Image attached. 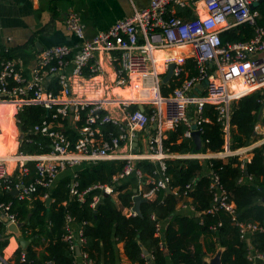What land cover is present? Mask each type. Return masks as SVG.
<instances>
[{"label": "built area", "instance_id": "2783aa9c", "mask_svg": "<svg viewBox=\"0 0 264 264\" xmlns=\"http://www.w3.org/2000/svg\"><path fill=\"white\" fill-rule=\"evenodd\" d=\"M260 0H150L144 8L134 11L131 16L119 19L107 30L98 32L87 38L83 25L77 15L70 13L65 18L68 30L79 39L77 51L67 44H58L42 49L36 59V66L29 77L20 72L16 62L9 56L6 47H0V103H13L17 111L22 107L37 104L47 110V116L35 123L30 132L48 138L47 152L26 154L18 151L14 154L15 164L7 169L6 161L0 158V198L11 194L18 202L31 200L39 191H44L42 198L48 197L49 190L58 173L68 166L82 163H97L102 160L120 158L115 154L121 145L130 141L135 132L151 124L157 126V132L150 137L147 152L135 154L126 158L123 169L113 177L112 184H94L84 190H79L78 182L69 184V193L77 201L84 202L86 194L97 189L101 194L94 195L90 203L94 208L103 195L114 193V183L134 174L138 180L144 176L140 169L130 163L131 160H148L155 164L153 175L149 177L146 191L140 194L147 199L155 196L160 189L170 187V176L167 174L166 159L177 158H229L243 155L260 147L264 161V140L236 149L230 148V105L241 95L260 90L259 102L264 106V59L258 55L264 54V26H255L259 12L254 5ZM202 4V9L198 8ZM175 8L183 11L177 15ZM188 12L193 13V19L188 18ZM247 23L254 26V35L246 41L223 44L220 33L238 24ZM190 46L194 52V66L197 73L183 78L167 95L161 94L160 78L154 69L153 51L163 47ZM104 52L116 63L115 84L128 86L137 78L142 90L152 91L149 96L148 110L139 108L128 111L123 119L114 118L101 113V103H86L72 98L71 78L75 76L92 77L98 73L100 66L97 54ZM174 64V63H173ZM183 72L181 65L174 64L173 74L177 77ZM54 79V88H48L45 79ZM235 79H241L251 90L235 94L228 85ZM204 83L203 94L197 97L190 95V90L197 83ZM206 103L214 105L216 120L222 126L224 144L217 153L198 152L187 155H171L162 148V140L166 135L162 132L161 124L168 122L176 130L181 124L186 128L184 138H192V132L201 135L202 124L208 121L203 116ZM193 106V117L188 118L187 111ZM191 110V109H190ZM86 111L81 126L75 127L76 137L66 135V120L81 119V112ZM17 122L18 120L15 119ZM111 124L117 128L116 134L108 138L96 139L99 125ZM30 142V139H26ZM240 159V158H239ZM248 162V158L240 159ZM30 164H32L30 166ZM208 191L211 195L210 206L205 210L208 214L223 211L230 216L231 221L238 227L240 237L246 238L254 232L264 231V224L257 222L243 223L237 220L236 206L230 193L221 183L219 175L209 170ZM76 176V175H75ZM74 176V177H75ZM242 182V178L238 180ZM171 189V187H170ZM191 184L185 186L182 197L187 196ZM171 191H173L171 189ZM175 195H179L174 190ZM194 213V206H185ZM131 209V208H130ZM129 214L136 215L129 210ZM18 212L14 209L13 199H0V242L11 238L15 241L14 250L5 256L2 248L0 264H14L12 261L19 249L15 236L5 234L8 225L19 223ZM71 218L66 217L64 239L69 243L72 252L79 247L77 255L79 264H99L88 256L83 249L85 238L81 226L74 228ZM218 222L217 226H220ZM213 229L216 226H212ZM155 235L161 238L162 226L155 225ZM161 245V242H160ZM76 253V252H75ZM19 264H33L26 258V252L19 249L17 254ZM144 256V255H143ZM146 257V256H145ZM152 256L148 255L147 260ZM248 259L254 264H264V251L251 252ZM45 264H51L48 260Z\"/></svg>", "mask_w": 264, "mask_h": 264}, {"label": "trees", "instance_id": "16d2710c", "mask_svg": "<svg viewBox=\"0 0 264 264\" xmlns=\"http://www.w3.org/2000/svg\"><path fill=\"white\" fill-rule=\"evenodd\" d=\"M257 10L259 17L255 26H264V0L257 5ZM253 35L254 26L242 23L222 31L220 39L225 44L246 41ZM187 66L191 74L195 73V67L192 68L190 61ZM124 89L128 90L125 94L128 97L152 96V92L137 89L134 84ZM259 98V91L251 92L232 105L230 133L233 149L248 145L254 140V126L261 108ZM131 109H137V105H132ZM47 114V110L37 104L24 106L16 112L15 119L18 120L19 130L26 135V139H30V142L25 139L20 146L21 151L34 154L49 150L48 138L30 132L32 126ZM203 116L208 117L209 121L202 124L201 152H219L223 149L224 137L222 126L216 120L214 107L206 104ZM262 122L264 124V119ZM185 128L181 124L175 131L170 132L168 138L163 140L164 148L170 152H193L191 138H182L177 142ZM116 130L115 127L114 131ZM71 136L74 138L72 133ZM15 144V140L8 143L10 146ZM252 151V159L245 162L243 168L236 156L227 160L211 158L203 163L195 158L167 159V174L170 176L169 184L173 191H157L153 198L140 204V215L123 213V209L132 206V190L136 182L133 174L113 184L114 191H117L116 200L110 195H103L94 208L90 205L92 198L101 192L97 189L89 191L84 202L77 201L75 197L69 198L71 174L64 175L50 190L52 202L48 207L43 201L36 200L33 208L29 210L22 202L17 203L14 199L20 219L26 221L24 227L29 231L24 236L31 237L33 245L43 246L39 253L28 246L26 258L33 264H45L48 260L51 264H76V253L70 250L69 243L64 239L66 217L69 216L73 227L78 225L82 228L85 238L83 249L99 264H117V242H123L126 257L135 264H209L205 257L209 253L214 254L218 245L223 248L221 264H252L248 254L264 251V231L254 232L244 239L240 237L238 227L228 214L223 211L215 214L205 212L211 203L208 170H213L231 195L236 206L237 220L264 224V163L260 147H255ZM125 163L126 160H103L95 164H84L76 176L79 190L97 183L112 184L113 177L123 169ZM136 167L143 174L155 177L154 163L139 160ZM245 172L251 179L244 178ZM242 177L245 180L238 182ZM187 184H191L187 196L191 197L195 208V212L190 215L176 212V205ZM174 190L179 195H175ZM10 198L6 194L0 199ZM157 222L162 225L161 238L155 235ZM218 222H221L220 226H217ZM212 226L216 228L213 229ZM6 245L7 240L0 242V252ZM141 246L152 256L151 260L143 256Z\"/></svg>", "mask_w": 264, "mask_h": 264}, {"label": "crops", "instance_id": "0c3cea01", "mask_svg": "<svg viewBox=\"0 0 264 264\" xmlns=\"http://www.w3.org/2000/svg\"><path fill=\"white\" fill-rule=\"evenodd\" d=\"M149 2L150 0H0V47L2 46L6 47L9 50V56L16 62L18 70L22 72L24 75H27V77H29L31 71L36 66L37 56L42 49L53 45L67 44L71 46L73 51L78 50L80 43L79 39L74 35L73 32L68 30L65 25V18L67 17L68 14L73 13L78 16L80 22L83 25L85 37L90 38L95 34H97L98 32L107 30L119 19L131 16L134 13V11L146 7ZM198 8L202 9V4H198ZM175 12L177 15L180 16L183 13V11L179 8H175ZM194 17L195 15L193 13L188 12V18L193 19ZM258 56L259 58L264 59V54H260ZM153 57L155 60L154 69L160 78V83H161L160 91L161 94L163 95H167L170 91H172V89L176 87V85L179 84L183 78L197 73V69L194 68L195 52L188 45L177 46V47H163L156 49L153 51ZM96 58L100 66V69L97 74H95L92 77L75 76L71 78L72 98H74L77 101H82L89 104L93 102H100L102 105L101 113L108 114L118 119H123L125 114L128 111L132 110L131 109L132 105H137L138 108L139 104L142 103L144 106V110H148L151 107V105L148 104L149 100H151L149 99V96L140 97V98L128 97L125 95L126 94L125 90L120 89V88H126L129 85L133 86V81H131L132 84H129L128 86H117L115 84L116 63L112 62L108 58V54L104 52H100L97 54ZM188 61L192 63V68H194L195 70V73L193 74L190 73L191 70L187 66ZM170 63H174L175 66L181 65L183 68V72L180 74L179 77L172 74L166 82H163V79L167 74L168 66ZM234 83H240V80L235 79L229 83L230 91L236 92L237 94L238 93L242 94L246 92L245 90H241V91L234 90ZM45 84H47L46 86L48 88H54V79L53 78L51 79V77H47L45 79ZM203 89H204V83L203 82L197 83L190 90V95L192 97L200 96L201 94H203ZM255 91H259L260 93V90H254L247 92L241 95L240 97ZM130 92L132 93V91ZM238 99L234 100L231 103L230 109H232V105ZM206 104H210V103H206ZM210 105L214 107L213 104ZM192 108L193 106L191 105L190 106L191 110L188 109L187 111L189 120H191V118L193 117ZM84 114H86V111L81 112V119L75 118L71 124L67 120L65 124L61 123L64 126L66 135L69 138L74 139L76 137V131H75L76 129L73 126L76 127L81 126V124L83 123ZM262 119H264V106L261 104V108L258 115V121L254 126V132H255V135H253L254 140H252L250 144L254 142L258 143L264 140V124L262 122ZM14 126L17 134V139H16L17 144L15 149V153H17L18 151H21L20 146L22 145L23 142H25L26 135L19 130L16 121H14ZM113 128L115 129V127L111 124L99 125L97 127L98 133L96 134V139L97 140L105 139L108 138L111 133L116 134L117 130L114 131ZM161 128H162V132L166 135L165 139L168 138V134L170 132L175 131L170 127V124L165 121L162 122ZM68 129L70 131H67ZM156 132H157V126L155 124H151L144 129L136 131L135 136L130 141L124 142L121 145V148L115 152L116 155L121 157L113 160H126V158L132 155L146 153L149 139ZM71 133L74 135V138L71 136ZM20 134H23V138H19ZM32 134L37 135L35 133ZM182 138L184 137L182 136L178 137L177 142H180ZM134 139L136 140L135 143H134ZM163 140H162V148L167 154L187 155L190 153H195L194 151L186 152V153L170 152L167 148H164ZM229 147L232 148L231 142ZM50 149L51 147H49V150ZM21 152L26 153L24 151ZM211 153H217V152H211ZM34 154H38V153H34ZM252 157H253V151L244 152L243 155L239 156L240 159L248 158L249 159L248 162H250ZM169 158H177V157H169ZM239 158L237 157L238 159L237 161L241 163V167L243 168L245 161H241ZM227 159L228 158H224V160ZM198 160L201 163H203L207 159H198ZM138 161L139 159H135V160L133 159L130 161V163L133 165L134 168L138 169L136 167V163ZM84 164H93V163H82L76 166H68L58 173L54 185L49 190H47V194H48L47 198H50L49 204L52 202V199L49 196V192L52 188H54L58 179H60L64 175L71 174V182L73 180H76L77 171L81 169ZM133 177H135L134 179H136L133 188L137 189L138 194H142L147 189V182L149 180V177H147V175L145 174L143 176L144 179L141 180H138L135 175ZM245 177L251 179L250 176H248L247 174L244 175V178ZM244 178L242 177V181L245 180ZM43 192L44 191L42 190L39 191L34 196L33 199L24 201L22 203L29 210L33 208L36 200L43 201L45 203V206L48 207L49 204L46 205L47 198L45 199L42 198ZM9 195L11 196L10 199L14 200L13 194L11 193ZM110 196H112V198L116 200L117 191H114V193ZM69 198H72V196L70 195ZM16 202L19 203L18 201ZM16 202H14V209L15 211L18 212L19 215ZM186 205L193 206L192 199L190 196H183L179 199L176 205V212L184 215L193 214L188 209V207H185ZM129 210L132 209L130 208L123 209V213L128 214ZM19 219H20V215H19ZM19 222L23 223V225L19 227V230L21 232V235H23V237L29 241L28 246H31L32 250L36 251L37 253L41 252L43 246L33 245L32 238L31 237L26 238L24 236V233L27 234L29 232L24 227L26 221L20 219ZM77 227L79 226L78 225L74 226V228ZM15 240L17 241L16 236H15ZM247 242L249 247H251L248 238H247ZM19 249L21 248L19 247ZM115 249L117 255V264H135L129 261L128 258L126 257L124 253L123 242H117L115 244ZM216 251L214 254H210V253L207 254L205 260L208 262L212 257H214ZM17 252L15 253L12 259L14 264H19L16 256ZM251 263L254 264V262ZM76 264H79L77 255H76Z\"/></svg>", "mask_w": 264, "mask_h": 264}, {"label": "bare ground", "instance_id": "6f19581e", "mask_svg": "<svg viewBox=\"0 0 264 264\" xmlns=\"http://www.w3.org/2000/svg\"><path fill=\"white\" fill-rule=\"evenodd\" d=\"M239 80L240 83H234V90H245L246 92L249 91V86H246L241 79ZM132 81L133 84L137 87V89H140L137 78H134ZM120 89L125 90V92L128 91L124 88ZM16 112L17 109L15 104L0 103V158H3L6 161V166L8 170H10L15 164L14 154L17 142L14 146H10L8 145V143L10 140L16 141V139L14 138V135H16V129L14 126ZM14 248L15 241L13 238H11L9 244L4 250L5 256H8L14 250Z\"/></svg>", "mask_w": 264, "mask_h": 264}, {"label": "water", "instance_id": "95a60500", "mask_svg": "<svg viewBox=\"0 0 264 264\" xmlns=\"http://www.w3.org/2000/svg\"><path fill=\"white\" fill-rule=\"evenodd\" d=\"M263 0H260L256 5H254V7H257V5L259 3H261ZM173 68H174V64L173 63H170L169 66H168V70H167V74L165 75L164 79H163V82H166L169 77L173 74ZM138 108L140 110H143V106L142 105H139ZM253 135H255V132L253 133ZM19 138H23V134H20ZM192 141H193V151L195 153H198L200 152L201 150V147H202V142H201V136L199 134L198 131H193L192 132ZM136 142V140L134 139V143ZM52 147V146H51ZM247 174V173H245ZM165 192L166 193H171V189L170 187H166L165 189ZM133 197H132V211L135 212L137 215H140L141 212H140V204L142 202H145L147 201V198L146 197H143L141 196L140 194L137 193V189L136 188H133ZM13 195L16 194V191H13L12 192ZM50 202V198H47L46 200V205H48ZM198 215V214H197ZM23 223L19 222V223H14V224H10L8 225L7 227V230L5 232V234H10L12 233L13 235L16 236V239H17V242L19 244V247L26 251L27 249V246L29 244V241L27 239H25L23 237V235H21V232L19 230V227L22 226ZM141 250H142V254L144 256H146V258H148V251L143 247L141 246ZM223 248L220 247L219 245L217 246V251H216V254L214 255V257H212L208 262L209 264H221L220 262V256H221V252H222ZM76 255H79V247L76 248ZM166 252V250H165Z\"/></svg>", "mask_w": 264, "mask_h": 264}, {"label": "rangeland", "instance_id": "374dc122", "mask_svg": "<svg viewBox=\"0 0 264 264\" xmlns=\"http://www.w3.org/2000/svg\"><path fill=\"white\" fill-rule=\"evenodd\" d=\"M228 89H229V85H228ZM249 89H252V87L249 86ZM233 93L237 94L236 92H233ZM14 138L17 139V134L14 135Z\"/></svg>", "mask_w": 264, "mask_h": 264}]
</instances>
